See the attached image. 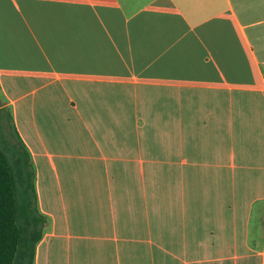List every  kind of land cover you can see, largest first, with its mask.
Wrapping results in <instances>:
<instances>
[{"label":"crops","instance_id":"obj_1","mask_svg":"<svg viewBox=\"0 0 264 264\" xmlns=\"http://www.w3.org/2000/svg\"><path fill=\"white\" fill-rule=\"evenodd\" d=\"M0 92L34 264H264V0H0Z\"/></svg>","mask_w":264,"mask_h":264},{"label":"trees","instance_id":"obj_2","mask_svg":"<svg viewBox=\"0 0 264 264\" xmlns=\"http://www.w3.org/2000/svg\"><path fill=\"white\" fill-rule=\"evenodd\" d=\"M2 105L0 92V113L8 111L11 117V109ZM18 139L30 159L19 135ZM14 161L0 140V264H34L46 218L38 207L35 169L31 184V174L23 172L21 176Z\"/></svg>","mask_w":264,"mask_h":264},{"label":"rangeland","instance_id":"obj_3","mask_svg":"<svg viewBox=\"0 0 264 264\" xmlns=\"http://www.w3.org/2000/svg\"><path fill=\"white\" fill-rule=\"evenodd\" d=\"M0 140L2 141L3 145L7 148V152L15 161L19 164V171L22 176L23 172H27L31 174V178L29 183L34 184V166L31 163L30 159L22 147L21 143L19 142L18 135L15 129V123L13 114L10 117V114L7 112L0 113ZM118 141L125 140L123 134H118L117 136ZM63 171L65 174L74 175V176H81L85 175L87 170L85 169L84 165L78 163L77 161H72L63 164ZM25 181L22 182L24 186ZM153 183L155 186L157 185V180H154ZM152 185V184H151ZM88 200L92 201V205H96L95 198H88ZM85 198L81 199V201L76 202V207H86L84 204ZM90 204V203H89ZM75 220L77 222H84L85 220L90 221L87 213L78 212L76 214Z\"/></svg>","mask_w":264,"mask_h":264}]
</instances>
